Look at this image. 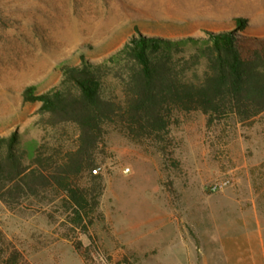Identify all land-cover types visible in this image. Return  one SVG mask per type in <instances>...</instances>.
<instances>
[{"label":"rangeland","instance_id":"374dc122","mask_svg":"<svg viewBox=\"0 0 264 264\" xmlns=\"http://www.w3.org/2000/svg\"><path fill=\"white\" fill-rule=\"evenodd\" d=\"M234 18L248 24L237 34L264 37V0H0V136L17 131L30 153L48 141L34 124L39 104L23 103L21 93L51 89L62 66L81 57L99 63L138 32L199 37L203 29L234 30ZM224 127L207 128L201 113L179 114L167 155L106 128L91 264H222L218 229L252 205L264 211L254 188L261 180L250 173L264 162V116ZM222 180L228 184L212 192ZM57 207L28 201L9 211L0 203V229L30 264H84L60 238Z\"/></svg>","mask_w":264,"mask_h":264},{"label":"trees","instance_id":"16d2710c","mask_svg":"<svg viewBox=\"0 0 264 264\" xmlns=\"http://www.w3.org/2000/svg\"><path fill=\"white\" fill-rule=\"evenodd\" d=\"M232 24V31L203 29L199 37L138 32L99 63L81 57L79 65L62 66L60 81L46 92L26 87L22 102L39 104L34 124L48 141L30 153L17 131L0 136V203L16 211L28 201L56 202L63 215L60 238L91 264L98 246L90 230L102 220L104 190L94 171L106 128L167 155L169 129L179 114L201 113L207 128L223 130L264 116V37L237 34L247 29L244 18ZM250 173L261 180L254 188L264 200V162ZM0 264H30L1 229Z\"/></svg>","mask_w":264,"mask_h":264},{"label":"crops","instance_id":"0c3cea01","mask_svg":"<svg viewBox=\"0 0 264 264\" xmlns=\"http://www.w3.org/2000/svg\"><path fill=\"white\" fill-rule=\"evenodd\" d=\"M228 221L218 229L222 264H264V211L252 205Z\"/></svg>","mask_w":264,"mask_h":264},{"label":"built area","instance_id":"2783aa9c","mask_svg":"<svg viewBox=\"0 0 264 264\" xmlns=\"http://www.w3.org/2000/svg\"><path fill=\"white\" fill-rule=\"evenodd\" d=\"M98 171H100V168L96 169L94 171V173H97ZM128 172H129V169L125 168L124 173L127 174ZM227 184H228L227 180H222L220 182H215L213 185H211L210 190L212 192H216V191L221 190L222 188H224Z\"/></svg>","mask_w":264,"mask_h":264},{"label":"bare ground","instance_id":"6f19581e","mask_svg":"<svg viewBox=\"0 0 264 264\" xmlns=\"http://www.w3.org/2000/svg\"><path fill=\"white\" fill-rule=\"evenodd\" d=\"M176 3H177V1H176ZM182 3H184V2H182Z\"/></svg>","mask_w":264,"mask_h":264}]
</instances>
